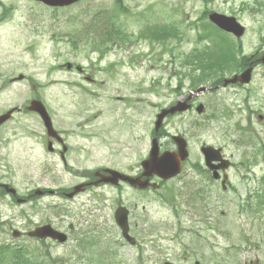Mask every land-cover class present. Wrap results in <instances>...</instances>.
<instances>
[{"label": "rangeland", "instance_id": "1", "mask_svg": "<svg viewBox=\"0 0 264 264\" xmlns=\"http://www.w3.org/2000/svg\"><path fill=\"white\" fill-rule=\"evenodd\" d=\"M0 1L9 9L0 23V114L39 96L82 159L73 161L74 171L52 160L40 180L43 169L36 163L40 148L33 150L35 165L25 164L21 153L33 156L20 148V134L29 130L23 126L39 131V118L32 112L15 113L1 127L0 136L10 142L1 153L9 155L12 184L18 191L39 184L68 187L82 180L80 170L102 165L136 174L149 151L158 108L189 91L194 71L182 59L206 46L215 49L212 39L197 38L207 22V17L201 19L205 11L233 15L246 27L236 39L209 26L241 46L238 56L264 48V0H124L126 12V8L114 12V0H81L61 8L34 0ZM104 20H115L121 36L92 50L95 38L100 39L96 26ZM161 25L174 29L165 43L140 36L149 34L144 27ZM71 36L79 40L77 44ZM99 49L104 51L101 57ZM66 62L81 65L83 73L75 67L67 70ZM19 74L23 79H14ZM210 78L209 71L200 82ZM263 78L257 71L244 89L200 93L197 101L204 105L202 114L193 110L167 121L169 133L187 137L192 154L183 173L158 191L137 190L123 183L119 188L101 185L73 199L47 195L33 205L15 204L7 196L0 201V243L24 246L44 264H161L165 259L177 264H195L196 260L199 264H264V205L258 206L254 197L262 189L259 177L264 175V121L257 119L264 109H258L259 102L251 98L249 105L255 112L247 119L241 99L245 90L255 89L264 97ZM115 95L142 100L128 103L120 117L122 106L113 101ZM166 142L169 137L162 139L163 149H171ZM202 142L222 146L235 165L228 171L230 188L223 190L219 182L210 181L205 202L195 194L197 182L207 181L194 168L203 164ZM6 170L3 167L0 174ZM169 189L172 204L161 197ZM119 201L130 209L131 233L137 239L134 246L122 237L115 222L113 212ZM251 204L255 209H249ZM45 222L67 231L68 240L41 242L25 234L11 235L12 228L24 230Z\"/></svg>", "mask_w": 264, "mask_h": 264}, {"label": "flooded vegetation", "instance_id": "2", "mask_svg": "<svg viewBox=\"0 0 264 264\" xmlns=\"http://www.w3.org/2000/svg\"><path fill=\"white\" fill-rule=\"evenodd\" d=\"M262 54H264V48L262 46H260V48L257 49L252 54H250L248 56H243V58L239 59L238 64L233 65L235 68H237L236 71H233L230 73L226 72L225 74L232 75L234 73H240V72L244 71L246 68L251 66L252 67V77L257 71H260L261 75L264 77V73H263L264 72V63L259 61ZM230 67L231 66L226 67L227 70H229ZM263 80H264V78H263ZM248 85H250V83L249 84H239L238 86H239V88H242V87L248 86ZM184 98H186V97H183L182 99H184ZM139 100L140 99L137 98V101H139ZM177 101H178V99H176L175 102H177ZM189 102H190L189 110L192 111L193 108H195L196 98H193ZM160 109H162V107H160ZM189 110H187V111H189ZM183 112L177 111V112H175L174 115L167 117L165 120L164 128H161L159 130L158 139H159L160 152H163L166 150H174V151L177 150V145L173 139V135H169L168 131L166 130V123L169 119H174V118L181 116V114H183ZM246 118L249 119L250 117L247 116ZM258 118H259V116H258ZM263 118H264V116H261V119H263ZM39 120L41 123L42 122L41 119H39ZM0 128H1V126H0ZM20 136L23 139L20 142V148H21L22 152L23 153L27 152L28 154H31L33 156V157L28 158V157L23 156L24 154L22 155V158L25 159L26 164H28L29 162L30 163L33 162V160H34L33 150L38 149V148H40V150H41V152L37 155V161H36L38 166H40L43 169V175L39 176L40 180L44 179L45 170H49L50 167L52 166V160L54 162H58L59 164H61V166L63 168L68 169V170L70 169V171L75 170L73 167L74 166L73 161L79 162L82 160V159H80L81 154L78 151H74L73 145L67 141V134L64 131H57V133L53 134V133H48L45 130L35 131V130H32L31 128H29V130L26 133H22V134H20ZM164 137H169L170 142H166L164 144L169 146L171 149H169V148L163 149V147H162L163 143H161V141ZM160 139H161V141H160ZM4 140H5V142H4ZM9 144H10V142L7 141L5 137L0 136V170L3 167H7V169H8V170L4 171V172H6V174H4V173L0 174V199H1V197L8 195L7 187L5 188L4 184H9L10 186L13 185L12 184V172H11L12 168H11V164H10L9 155L7 154L5 156H2V153H1V148L7 147ZM79 149H81V148H79ZM188 150H189V156H188V158H189L190 155L192 154L190 151V148H189V144H188ZM48 154H50V155L53 154L56 157L54 159H50L48 157ZM140 164H139V167H140ZM104 167H110L111 168V166H104ZM104 167L102 166L101 168H104ZM130 168L132 169V168H134V166L131 165ZM194 168L197 169L199 173H205V174L209 173L212 175V172L207 168V166L205 164L194 165ZM138 170L139 171H137L138 172L137 174H139L141 172V169H138ZM82 172L86 173L85 177L82 176ZM205 174L204 175L202 174V175L205 176ZM78 175L82 178V180L77 182V183L87 181V180H91V179L95 178L93 171L89 170V169L84 170V171L80 170L78 172ZM221 175L223 176L224 173L221 172ZM29 178H32V177L29 176ZM215 181H217V180H215ZM209 182H210L209 180L197 182L198 195L199 194H205L208 192L205 188H207V185ZM77 183H75V184H77ZM75 184H73L71 187H67L66 189H64L62 187L56 188L54 195L66 197L65 193L71 191ZM49 186L50 185L44 186V185L39 184V185H36L32 189H30L28 187L25 191H23L22 195L16 194V196H13L11 194L12 196L11 195H9V196H11V198L13 197L15 202H17L18 198H21L22 200L20 203H22V204L23 203L33 204L34 202H36L37 199L47 195L46 193H44L42 191L46 192L47 190H49ZM92 187L93 186H87L83 191L84 192L89 191L90 189H93ZM36 189L42 193L36 194L35 193ZM198 197H200V196H198ZM69 227L72 228V225H69Z\"/></svg>", "mask_w": 264, "mask_h": 264}, {"label": "water", "instance_id": "3", "mask_svg": "<svg viewBox=\"0 0 264 264\" xmlns=\"http://www.w3.org/2000/svg\"><path fill=\"white\" fill-rule=\"evenodd\" d=\"M38 1H42L45 4L50 5V6H63V5L71 4L77 0H38ZM210 18L214 22H216L220 27L226 30L232 31L237 36H240L243 32V28L240 26L239 23L236 22L234 17H227V16H224L218 13H212L210 15ZM261 60L264 61V55L262 56ZM250 71L251 69L249 68L241 75L234 76L231 79H227L224 82V84L235 83L237 81L246 82L249 79ZM201 89L203 88H200L198 90H201ZM201 108H202L201 106L198 107V111H201ZM30 109H35L39 111L44 119H49L41 102L32 101V106L30 107ZM169 111H173V109ZM169 111H163L161 114H159L158 120L156 121V126H155L156 130L161 124L162 117ZM10 114H11V110L0 115V123L8 119ZM46 124H47L48 129H52L50 126V123L47 120H46ZM176 139H180V138L176 137ZM202 150L206 154V161L208 164L211 163L213 160L220 159L219 150H214V148L210 146L204 147ZM157 152H158L157 144H156V140L154 139L153 147L150 151V156L147 160L143 162V165L145 168L144 174L150 175V174L156 173L163 178H167V177L175 175L179 171L180 167L177 166L174 160L170 157L171 154H168L166 152L161 157H158ZM108 172L110 173V175L106 176L103 179L104 181H107V182L116 183L118 178H121L123 180H128L133 185L139 184L141 187H145L148 184L147 180L141 182L138 178L134 179L132 177H129L127 175H124L116 171L108 170ZM80 187H81L80 185L76 186L74 188V191L70 192L68 196L69 197L73 196L74 193L79 191ZM116 221L119 224V226L122 228V233L124 237L131 243L134 242L132 237L128 235L127 211L124 208H119L116 211ZM13 235L17 236L18 233L14 232ZM28 235L39 237V238L51 237L53 239H57L58 241H64L66 239V236L64 233L56 231L48 224L35 228L34 230L28 232ZM165 264H171V263L166 262Z\"/></svg>", "mask_w": 264, "mask_h": 264}, {"label": "trees", "instance_id": "4", "mask_svg": "<svg viewBox=\"0 0 264 264\" xmlns=\"http://www.w3.org/2000/svg\"><path fill=\"white\" fill-rule=\"evenodd\" d=\"M0 4L3 8L2 14L0 15V21L3 18H6L9 10L7 8H5L4 4L0 1ZM122 8H126L123 4V0H114V11H122ZM115 20L112 21V23H108L107 21H103L101 24H98V26H96L95 32L98 30L97 36H100V39L95 38L97 41L95 42V45L93 44V46H99L100 44L104 45L108 39L111 41L113 39H111V37L113 36H121L120 34L122 33L119 30V27L114 23ZM167 28V27H166ZM164 28V27H158L152 30H149L151 28H147L146 32H148V30L150 31L149 34L147 35H143L146 37H149L151 39H155V40H164L165 38H167V34H168V30ZM100 30V32H99ZM102 31V32H101ZM89 37V36H88ZM87 37V38H88ZM71 40L73 42H75L77 40L74 38H71ZM90 43H93V40H89ZM100 50V49H99ZM104 51L101 50V53H103ZM214 62H218L220 61L219 56H214ZM183 60L185 62H195L196 67H199L203 73H205V71L207 69H209L210 67L212 68V65L209 64V58L208 55L202 54V53H198V54H189L187 55L185 58H183ZM213 60V59H212ZM217 77V76H216ZM202 80V77H197V78H193L192 79V84L193 86L198 83H201L200 81ZM214 82H219V78H217V80H214ZM0 264H43L41 262H39L35 256H33L32 254L30 255V253L28 251H26L25 249H23L22 247H18V246H14V245H9V244H0Z\"/></svg>", "mask_w": 264, "mask_h": 264}]
</instances>
